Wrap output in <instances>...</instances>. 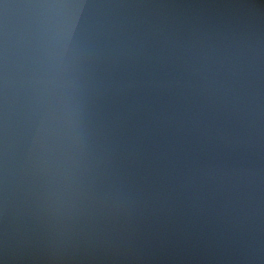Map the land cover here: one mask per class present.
Returning <instances> with one entry per match:
<instances>
[{
  "label": "water",
  "instance_id": "95a60500",
  "mask_svg": "<svg viewBox=\"0 0 264 264\" xmlns=\"http://www.w3.org/2000/svg\"><path fill=\"white\" fill-rule=\"evenodd\" d=\"M0 264H264V0H0Z\"/></svg>",
  "mask_w": 264,
  "mask_h": 264
}]
</instances>
